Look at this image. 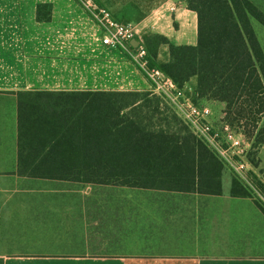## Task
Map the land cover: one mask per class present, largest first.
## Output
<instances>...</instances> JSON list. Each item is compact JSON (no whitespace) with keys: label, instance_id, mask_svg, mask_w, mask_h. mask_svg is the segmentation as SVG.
<instances>
[{"label":"crops","instance_id":"1","mask_svg":"<svg viewBox=\"0 0 264 264\" xmlns=\"http://www.w3.org/2000/svg\"><path fill=\"white\" fill-rule=\"evenodd\" d=\"M145 1L98 0L141 40L198 43L185 0ZM0 258L264 264V212L77 0H0Z\"/></svg>","mask_w":264,"mask_h":264},{"label":"trees","instance_id":"2","mask_svg":"<svg viewBox=\"0 0 264 264\" xmlns=\"http://www.w3.org/2000/svg\"><path fill=\"white\" fill-rule=\"evenodd\" d=\"M185 1L198 15V43L177 45L163 34L150 33L142 42L148 65L160 69L179 88L191 87L197 103L200 98L225 102L228 120L236 122L259 151L264 144V49L252 18L264 25V11L253 0ZM113 14L129 21L127 16ZM37 18L50 21L52 5L38 4ZM164 46L167 58L161 61ZM255 183L264 194V180ZM254 201L264 212V205ZM0 264H4L2 258Z\"/></svg>","mask_w":264,"mask_h":264},{"label":"built area","instance_id":"3","mask_svg":"<svg viewBox=\"0 0 264 264\" xmlns=\"http://www.w3.org/2000/svg\"><path fill=\"white\" fill-rule=\"evenodd\" d=\"M77 1L98 24L102 44L125 51L195 137L224 164L254 200L264 205V194L252 178L254 167L247 157L249 145L242 132H238L229 122H217L209 106L194 100L191 87L179 88L160 69L150 68L147 49L143 40L138 38V31L132 22L117 19L110 8L95 0ZM135 39L139 40L138 46L133 44Z\"/></svg>","mask_w":264,"mask_h":264},{"label":"rangeland","instance_id":"4","mask_svg":"<svg viewBox=\"0 0 264 264\" xmlns=\"http://www.w3.org/2000/svg\"><path fill=\"white\" fill-rule=\"evenodd\" d=\"M255 2V4H257V6H259V8L264 11V0H253ZM145 5L144 8L148 9L151 6L156 5V3L158 2V0H146L145 1ZM252 24L254 26V29L256 31V34L258 36V39L260 41V43L262 44V47L264 49V25L258 21L255 18H252ZM219 118L218 120H221L220 115H218ZM215 120L217 122L218 121L216 118ZM229 123H231L228 120ZM231 124H233L234 128L240 132V129L238 128V125L236 122H232ZM243 134V133H242ZM244 135V134H243ZM242 137L244 138L245 142L249 145L247 147L248 149V153H247V157L249 158V161L252 163L254 170L252 172V178L253 180L256 182L257 180H264V144L263 146L259 149V151H256L255 149L252 148L253 143L252 141L247 138L245 135Z\"/></svg>","mask_w":264,"mask_h":264},{"label":"water","instance_id":"5","mask_svg":"<svg viewBox=\"0 0 264 264\" xmlns=\"http://www.w3.org/2000/svg\"><path fill=\"white\" fill-rule=\"evenodd\" d=\"M133 44H134V46H138V45H139V40H138V39H135V40L133 41Z\"/></svg>","mask_w":264,"mask_h":264}]
</instances>
